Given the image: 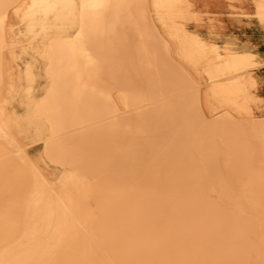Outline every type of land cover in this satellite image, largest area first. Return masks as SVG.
<instances>
[{
  "label": "bare ground",
  "instance_id": "bare-ground-1",
  "mask_svg": "<svg viewBox=\"0 0 264 264\" xmlns=\"http://www.w3.org/2000/svg\"><path fill=\"white\" fill-rule=\"evenodd\" d=\"M208 1L0 0V264H264V192L202 188L264 162V0Z\"/></svg>",
  "mask_w": 264,
  "mask_h": 264
},
{
  "label": "rangeland",
  "instance_id": "rangeland-1",
  "mask_svg": "<svg viewBox=\"0 0 264 264\" xmlns=\"http://www.w3.org/2000/svg\"><path fill=\"white\" fill-rule=\"evenodd\" d=\"M208 3L212 6L218 7L217 9L221 10H228L230 9V6L235 4L234 2H231L229 0H209ZM245 8L248 9V11H253L254 9V1L248 0V2H245L242 4ZM153 17L157 18V15L153 13ZM222 23H229L225 19H221ZM11 24L13 25V38L16 40H25L24 38V26L20 23V20L12 16L10 19ZM196 25V24H192ZM191 26V25H190ZM38 44H35L37 46ZM17 53H20L23 60L25 59H31L33 56L32 49L29 46H24L23 48H19L16 50ZM173 61L176 64H180V60L174 56ZM15 68L18 70L17 75L19 77L18 83L20 84V87L25 86V79L23 75L19 74V66H17V63L14 64ZM36 73L38 75V81L36 85V95L40 96L44 93V90L47 85V81L44 74V66L41 62L36 63ZM188 72L193 75L194 69H191L190 67L187 68ZM264 76V73H263ZM201 95L205 97L206 94L209 93V86H203ZM23 102H26L25 96L23 93L19 94L14 99L13 107L15 111H17L19 114H24L25 112V106ZM207 111V109L205 108ZM123 112H126L124 108H122ZM209 117V115H207ZM27 137L30 140V144L28 146L27 152L30 158L33 159L34 162L41 168L42 171L47 173L50 177L54 179H59L63 175L62 168L52 165L49 162L44 160V144L42 142H33V136L31 131H27ZM264 165V162L258 161L255 158L250 160L247 164V166H243L237 171L233 169L232 167L226 166L221 160L216 162L214 166L215 171V180L214 181H208L204 180L202 184L203 190H210L212 192L213 198L217 197V191H219L218 186L223 185L226 190L234 191L236 194H243L244 191H249L253 193L258 192H264V181L257 177V170L260 169ZM219 182H221L219 184Z\"/></svg>",
  "mask_w": 264,
  "mask_h": 264
}]
</instances>
